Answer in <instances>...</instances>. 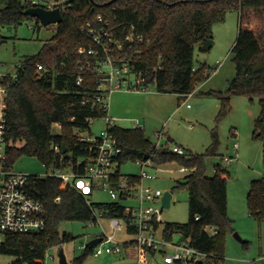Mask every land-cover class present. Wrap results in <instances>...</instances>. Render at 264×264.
I'll return each mask as SVG.
<instances>
[{"label":"trees","instance_id":"trees-1","mask_svg":"<svg viewBox=\"0 0 264 264\" xmlns=\"http://www.w3.org/2000/svg\"><path fill=\"white\" fill-rule=\"evenodd\" d=\"M233 8L238 9L240 22L232 48L237 72L229 87L217 92L222 108L217 122L230 111L233 95L247 96L250 100L258 98L262 110L255 120L254 136L263 141L264 152V0H74L73 6L63 11V22L50 42L36 54L27 55L15 77H0L1 83L8 85L4 136L6 167L14 169L18 158L31 156L38 158L46 168L72 166L79 174L85 172L87 157L93 151L89 150V142L80 140L81 131L89 129L94 118L108 115L107 107L96 100L95 70L86 71L78 83L81 66L89 60L93 67L97 60L104 59V56L78 52L79 45L92 44V38L82 30L87 20L102 14L112 26L120 22L134 24L145 34L146 41L130 49L125 45L124 58L130 68L143 78L148 88L187 96L211 74L207 67L196 69L195 46H207V41L213 39L214 25L224 21L226 13ZM25 10L21 0H0V26H17L33 18L25 15ZM252 17L257 20L256 27L250 22ZM55 124L60 126V133H54ZM108 130L119 139L122 147L119 170L125 160L137 161L146 155L158 165L177 162L192 169L174 186L189 193V220L168 226L183 231L184 237L190 238L191 244L198 249L224 257L219 242L228 230H233L228 212L227 177L221 173L225 170L219 165L213 176H208L206 168L207 158L218 154L217 129L212 130V142L204 153L186 152V155L174 153L167 145L158 147L145 136L141 127L114 125ZM55 146L59 147L58 151ZM79 159L83 162L78 166ZM32 194L46 206L45 230L37 234H8L0 245V253L21 257L28 264H44L41 259L49 248L61 247L75 238L60 232L62 222H89L94 218L95 207L107 215L123 210L121 202L89 205L77 190L70 189L66 182L53 175L38 180ZM247 205L250 216L262 222L264 177L251 181ZM198 215L200 218L196 219ZM208 226L218 229V233L208 232ZM91 253L92 248L88 247L70 263L85 264Z\"/></svg>","mask_w":264,"mask_h":264},{"label":"rangeland","instance_id":"rangeland-1","mask_svg":"<svg viewBox=\"0 0 264 264\" xmlns=\"http://www.w3.org/2000/svg\"><path fill=\"white\" fill-rule=\"evenodd\" d=\"M250 22L256 27V18L252 17ZM239 23L238 9L233 8L226 13L224 21L214 25L212 45L195 46L196 69L204 66L211 74L198 84L191 95L180 96L150 87L147 91L118 90L108 99V115L120 127L132 128L136 126L137 119L141 120L139 125L145 136L158 147L178 145L190 154L204 153L212 142V130L216 128L220 141L218 154L207 158L206 168L208 176H213L219 165L225 170V173H221L227 177L233 230H228L219 242L223 246L226 264H264V220L258 222L251 217L247 205L252 179L264 177L263 141L254 136L255 120L262 110L258 98L250 100L247 96L233 95L230 111L217 122L222 109L217 92L225 91L237 72L232 48L237 40ZM57 28V24L38 26L35 18H29L17 26H0V76H13L27 55L36 54L45 43L50 42ZM134 80L135 75H132L130 81ZM106 127V117L94 118L90 128L82 130L81 134L88 138L96 137ZM53 131L60 133V126L55 124ZM160 131L164 134L158 139L156 133ZM169 136L174 142L168 141ZM227 157L235 158L226 161ZM181 167L183 165L177 162L158 165L154 161L151 166L145 167L150 174L158 176L155 180H145L146 185L173 193L170 206L163 211V223L157 230L156 239L165 238L167 224H183L189 220V193L186 189L174 188L176 182L183 181L189 173L181 171ZM14 170L42 175L47 168L36 157L22 156L15 162ZM141 170V165L134 160H125L120 168L124 175H140ZM90 199L93 203H102L111 201V196L109 191L98 187ZM100 220L103 221L102 225L98 222L94 226L82 220L61 223L60 232L75 237L61 246L69 262L84 253L83 244H87L95 235L110 230L109 222ZM235 233L247 243L238 240ZM118 237L125 238L120 233ZM181 238V233L175 232L171 239L176 242ZM59 249L53 247L49 250L48 254L53 258L47 256L45 264H59ZM16 259L14 255L0 253V264H10ZM85 264H137V260L125 254L96 256L91 253Z\"/></svg>","mask_w":264,"mask_h":264},{"label":"built area","instance_id":"built-area-1","mask_svg":"<svg viewBox=\"0 0 264 264\" xmlns=\"http://www.w3.org/2000/svg\"><path fill=\"white\" fill-rule=\"evenodd\" d=\"M21 1L26 9L37 7L46 10L59 9L62 14L74 4V0ZM35 19L38 26L42 24L40 20ZM82 30L92 38V44L88 47L84 44L79 45L78 52L92 56H104V59L97 60L93 67L88 60L84 66H81L78 76V83H80L86 71L95 70L98 102L108 109V99L115 91L124 89L126 91H147L148 87L143 84V78L130 68L128 61L124 58L127 54L125 45L128 44L130 49L134 44L145 42V34L139 32L134 24L120 22L112 26L102 14H97L93 19L87 20ZM38 68L41 70L42 66L39 65ZM132 75H135L134 81H130ZM15 76L16 73L13 77ZM7 87L8 85L2 84L0 80V245L8 234H37L45 230L46 206L43 201L33 196L32 189L37 185L38 180L53 175L66 182L70 189L77 190L86 198L89 205L92 203L90 198L98 187L109 191L111 202L123 204L122 212L117 211L113 215H107L101 208H93L94 218L89 221L90 226L98 222L102 225L103 221L100 219H103L109 222L110 230L93 237H101V241L94 247H91L89 242L83 244L81 247L84 250L91 247L92 253L96 256L102 254L131 256L133 254L137 264H226L225 257L213 251L198 249L191 244L190 238L184 237L183 231L174 230L168 226L169 224L165 226V238L156 239L157 230L163 223L162 214L165 207L162 206L164 191L144 183L145 180L158 178L145 170L146 166L153 164V160L139 158L136 161L142 167L140 175L121 173L119 157L122 147L119 145V139L108 130L116 123L109 115L106 117V130L100 135L88 138L80 134V140L89 142V150L93 151V154L87 157L83 174H79L72 166L65 169L50 166L42 175L8 169L5 165L4 137ZM138 127L140 128L141 125ZM163 134L160 131L156 133V136L160 139ZM235 146L237 148V144ZM168 147L174 153L186 155V150L182 146ZM54 149L58 151L59 147L55 146ZM234 158L225 159L231 161ZM82 162L83 160L79 159L77 165H81ZM180 170L190 172L192 169L183 166ZM59 200L60 197H57L56 201ZM199 218V215L196 216V219ZM206 228L211 234L218 233V229L214 227ZM175 232H180L182 235V238L176 242L171 239ZM119 233L125 238L118 237ZM50 249L46 251L44 259H41L44 264L47 256L50 259L53 258L51 254H48ZM16 258L10 264H28L23 261V258Z\"/></svg>","mask_w":264,"mask_h":264},{"label":"water","instance_id":"water-1","mask_svg":"<svg viewBox=\"0 0 264 264\" xmlns=\"http://www.w3.org/2000/svg\"><path fill=\"white\" fill-rule=\"evenodd\" d=\"M25 15L31 16L33 18H37L40 20V22L44 26H48L50 24H61L63 22V14L60 12L59 9L54 10H46L43 8H28L25 10ZM213 43V40L209 39L207 41V47H210ZM168 140L173 142V138L168 137ZM148 156L146 155L144 159H147ZM172 192L170 190H167L164 192L163 198H162V206L165 208H168L171 204L172 200ZM235 237L242 241V238L239 236L238 233H235ZM101 241V237L93 238L89 241V245L91 247H94L98 242ZM59 264H71L66 257L65 251L63 247H60L59 253Z\"/></svg>","mask_w":264,"mask_h":264},{"label":"crops","instance_id":"crops-1","mask_svg":"<svg viewBox=\"0 0 264 264\" xmlns=\"http://www.w3.org/2000/svg\"><path fill=\"white\" fill-rule=\"evenodd\" d=\"M136 122V126L135 127H138V125L141 123V120H136L135 121ZM170 137V136H169ZM171 138V137H170ZM168 141H170V140H168ZM170 142H172V141H170ZM173 142H174V139H173ZM167 146H169V144H167ZM121 168V167H120ZM254 179H257V177L256 178H254ZM253 180V179H252ZM230 206H231V203H230V201H229V197H228V212H229V208H230ZM230 213V212H229ZM229 216H231L230 214H229ZM244 241V240H243ZM130 257H133V258H135L134 257V255L132 254Z\"/></svg>","mask_w":264,"mask_h":264}]
</instances>
